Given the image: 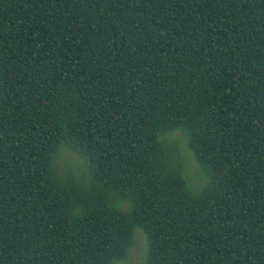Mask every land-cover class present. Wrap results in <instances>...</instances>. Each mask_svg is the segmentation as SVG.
I'll list each match as a JSON object with an SVG mask.
<instances>
[{
    "label": "trees",
    "instance_id": "trees-1",
    "mask_svg": "<svg viewBox=\"0 0 264 264\" xmlns=\"http://www.w3.org/2000/svg\"><path fill=\"white\" fill-rule=\"evenodd\" d=\"M139 232L140 264H264V0H0V264Z\"/></svg>",
    "mask_w": 264,
    "mask_h": 264
},
{
    "label": "rangeland",
    "instance_id": "rangeland-1",
    "mask_svg": "<svg viewBox=\"0 0 264 264\" xmlns=\"http://www.w3.org/2000/svg\"><path fill=\"white\" fill-rule=\"evenodd\" d=\"M179 136H181L180 133L177 134L178 138ZM81 164H82L81 158L71 151H66L61 159V165L63 168L70 166L76 173H79L78 168ZM187 171L188 174L191 176H195L197 173L202 172L201 169L198 167V165L192 161H190ZM145 247L146 245H145L144 235L141 232H139L137 235V243L132 248L128 261H126L123 264H140L142 261L143 254L145 252Z\"/></svg>",
    "mask_w": 264,
    "mask_h": 264
}]
</instances>
